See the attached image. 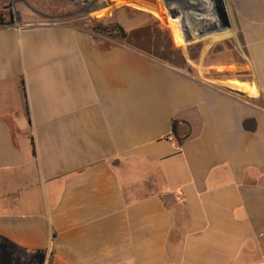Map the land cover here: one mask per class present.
<instances>
[{
	"label": "crops",
	"instance_id": "1",
	"mask_svg": "<svg viewBox=\"0 0 264 264\" xmlns=\"http://www.w3.org/2000/svg\"><path fill=\"white\" fill-rule=\"evenodd\" d=\"M182 1L187 39L232 29L252 81L0 0L1 264H264V0Z\"/></svg>",
	"mask_w": 264,
	"mask_h": 264
},
{
	"label": "rangeland",
	"instance_id": "2",
	"mask_svg": "<svg viewBox=\"0 0 264 264\" xmlns=\"http://www.w3.org/2000/svg\"><path fill=\"white\" fill-rule=\"evenodd\" d=\"M178 1L9 0L6 9L1 11V19L7 16L9 22H14L20 10L31 12L30 6L41 13L40 18L44 22H64L88 30L104 47L115 43L132 45L159 55L167 63L192 75L197 73L210 81L215 80L216 73L221 72L230 73L239 81H252L245 49L233 30L227 35H222L217 30L203 39H187L190 34H187L184 27L187 20L182 13L177 12L186 3ZM114 25L124 27L129 39L122 40ZM2 257L0 249V264L3 262ZM5 264L17 263L7 255ZM22 264L35 263L27 260ZM36 264L40 262L37 261Z\"/></svg>",
	"mask_w": 264,
	"mask_h": 264
},
{
	"label": "trees",
	"instance_id": "3",
	"mask_svg": "<svg viewBox=\"0 0 264 264\" xmlns=\"http://www.w3.org/2000/svg\"><path fill=\"white\" fill-rule=\"evenodd\" d=\"M2 22H3V24H5V23H4L5 21H2ZM11 23H13V21L8 22V24H11ZM114 28L116 29V31L118 32V34H119V36H120V38H121L122 40H128V39H129V34H128L127 31L124 29V27H122L121 25H114ZM106 47H109V46H106ZM148 54H150V55L153 56V57H156V58L159 59V60H162V61L166 62V59L160 57L159 55L152 54V53H150V52H148ZM170 62H171V60H170ZM166 63H167V62H166ZM168 64H169V63H168ZM170 65H171V64H170ZM172 66H174V65H172ZM175 67H176V66H175ZM33 145H34V144H33ZM33 154H34V155L36 154V150H35V148H33Z\"/></svg>",
	"mask_w": 264,
	"mask_h": 264
},
{
	"label": "built area",
	"instance_id": "4",
	"mask_svg": "<svg viewBox=\"0 0 264 264\" xmlns=\"http://www.w3.org/2000/svg\"><path fill=\"white\" fill-rule=\"evenodd\" d=\"M55 23L56 22H54V23H49V22H30V23L25 24L24 26L43 25V24H55ZM17 27L20 28L22 26L18 25Z\"/></svg>",
	"mask_w": 264,
	"mask_h": 264
},
{
	"label": "water",
	"instance_id": "5",
	"mask_svg": "<svg viewBox=\"0 0 264 264\" xmlns=\"http://www.w3.org/2000/svg\"><path fill=\"white\" fill-rule=\"evenodd\" d=\"M72 1H74V0H72ZM231 91H233V92H235V93H238V94H240V95H244V93H242V92H240V91H237V90H232V89H231Z\"/></svg>",
	"mask_w": 264,
	"mask_h": 264
}]
</instances>
